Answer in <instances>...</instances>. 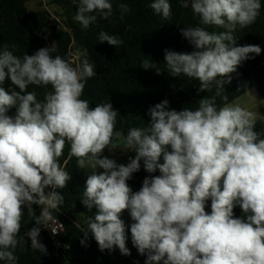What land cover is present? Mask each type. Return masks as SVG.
I'll return each mask as SVG.
<instances>
[{
	"label": "clouds",
	"instance_id": "9594fccd",
	"mask_svg": "<svg viewBox=\"0 0 264 264\" xmlns=\"http://www.w3.org/2000/svg\"><path fill=\"white\" fill-rule=\"evenodd\" d=\"M178 2L185 9L190 2L201 26L180 29L194 50L165 49L166 69L173 77L199 81L200 92L214 87L225 103L217 106L206 96L196 107L178 111L164 99L148 109L147 127H132L126 135L116 129L119 113L111 102L91 108L81 98L86 81L96 74L88 59L74 65L53 55L54 46L18 56V45L0 44V261L18 264L16 250L27 245L26 237L28 249L48 255L39 239L41 226L54 235L63 230L54 213L64 203L59 190L71 179L60 163L68 147L78 168L90 170L82 203L97 209L82 245L91 232L101 251L118 248L131 255L121 219L127 211L132 244L146 254L145 264H264V132L256 130L255 113L222 95L238 66L262 52L259 45L237 46L233 35L256 23L261 0ZM150 8L171 20L170 0H152ZM120 11L123 19L130 9L122 3ZM98 15L105 20L113 15L110 0H78L74 19L83 28ZM98 41L121 44L104 31ZM141 66L163 72L147 59ZM6 80L14 86L11 91L3 87ZM30 86L51 90L41 100ZM14 106L16 114L9 116ZM121 146L134 150L127 164L104 155L105 149ZM141 161L145 172L160 174L146 176L133 191L128 181ZM33 205L41 207L39 215ZM236 207L242 217L234 215ZM25 210L35 226L20 235Z\"/></svg>",
	"mask_w": 264,
	"mask_h": 264
},
{
	"label": "trees",
	"instance_id": "16d2710c",
	"mask_svg": "<svg viewBox=\"0 0 264 264\" xmlns=\"http://www.w3.org/2000/svg\"><path fill=\"white\" fill-rule=\"evenodd\" d=\"M4 1V0H1ZM113 4V15L105 20L99 17L97 21L87 29L77 22L74 17L77 12L78 0H52V4L63 10L66 18L61 28L60 23L52 19L47 11L25 12L19 8L12 11L14 24L23 29L25 37L33 44L35 51L42 47L55 46L56 52L63 58L71 59L75 54L83 61L88 59L94 67L95 75L86 81L82 99L90 103L94 108L99 103L111 102L114 110L118 111L116 129L125 135L132 127L145 128L150 123L148 109L156 103L167 99L170 109L182 110L185 107H196L197 102L204 98H214L217 106L225 103L221 97L215 95V88L210 92L199 91V81L186 76L173 77L166 69L164 55L165 49L177 52H191L193 47L185 40L180 29L185 27L201 26L199 17L194 16L189 8H182L178 0H170L172 5V18L169 21L162 20L155 15L150 8L152 0H110ZM126 3L130 9L121 19L120 5ZM261 14L255 24L247 28H237L233 33L236 37V45H259L262 49L260 55L251 54L250 58L238 66L237 71L231 74V83L224 86L228 103L247 92L254 90L264 98V0H261ZM209 31H223V29L209 27ZM104 31L109 35L116 36L121 40L117 47L107 42H99L98 34ZM72 56L69 57L68 53ZM156 64L163 70L157 74L155 68L144 69L141 63L145 60ZM75 65V63L73 62ZM48 88L30 86L29 91H35L38 99ZM19 91V90H18ZM15 107V106H14ZM8 111L9 116H15L16 107ZM256 130L264 132V120L256 122ZM118 154L126 153L128 157H134L133 149L127 148L125 152L116 150ZM108 154L105 149L104 155ZM161 163L163 162L161 158ZM60 163L69 172L71 179L67 186L59 190L64 197V203L60 211L54 213L63 221L65 231L58 241L62 245L57 247L48 232L41 226L40 242L48 251V255L32 252L30 239L26 237L27 245L18 247L16 255L19 257L18 264H145L146 254L138 253L132 244L129 213H123L121 219L126 225V246L131 255L124 256L118 248L111 251H101L91 232L88 233L85 245L84 231L88 227L90 218L94 219L97 209L86 208L82 203V194L88 173L86 169L78 168L76 159L69 157V149H64ZM147 173L143 168L133 174L128 181L133 191H138L146 176L159 175ZM211 201L206 205V211L211 212ZM36 215L40 214L36 205H33ZM236 217H242L239 207L234 209ZM35 226L30 221L27 210L22 221L21 233ZM0 264H7L0 261Z\"/></svg>",
	"mask_w": 264,
	"mask_h": 264
},
{
	"label": "rangeland",
	"instance_id": "374dc122",
	"mask_svg": "<svg viewBox=\"0 0 264 264\" xmlns=\"http://www.w3.org/2000/svg\"><path fill=\"white\" fill-rule=\"evenodd\" d=\"M51 2L52 0H0V44L18 45L19 50L15 53L18 56H22L24 53L28 55L33 54L35 52V48L33 44L25 37L23 29L17 27L14 24L12 11L14 8H19L25 12H36L40 10L47 11L51 14L52 19L56 22H59L61 28H64L62 22H64L66 18L63 15V10ZM73 62L75 64L82 62L78 54L74 55ZM3 87L6 90L11 91L14 86L11 85L10 80H6L3 84ZM15 90L18 91L19 89ZM232 103L239 104L247 110L255 113L257 122L264 120V98L258 92L251 90L243 96L237 98ZM117 149H121L125 152L127 148L121 146L114 149V152H110L108 150V154L105 156L115 159L118 164H127L129 161L128 155L126 153L118 154L116 151ZM87 170L89 173L90 170ZM97 171L103 170L98 169ZM125 213L128 212L125 211Z\"/></svg>",
	"mask_w": 264,
	"mask_h": 264
},
{
	"label": "built area",
	"instance_id": "2783aa9c",
	"mask_svg": "<svg viewBox=\"0 0 264 264\" xmlns=\"http://www.w3.org/2000/svg\"><path fill=\"white\" fill-rule=\"evenodd\" d=\"M36 206H37V205H36ZM37 208H38V210L41 212V207H40V206H37ZM57 219H58L59 223L63 225V230H59V229H58L57 234L54 235V234L51 232L50 228H49V229H45V228H43V229H44L46 232L49 233V235L51 236V238H52L53 241L55 242V245H56L57 247H61L62 245H61L60 242L58 241V238L64 234V231H65V225H64L63 221H61L59 218H57ZM42 227H43V226H42Z\"/></svg>",
	"mask_w": 264,
	"mask_h": 264
},
{
	"label": "water",
	"instance_id": "95a60500",
	"mask_svg": "<svg viewBox=\"0 0 264 264\" xmlns=\"http://www.w3.org/2000/svg\"><path fill=\"white\" fill-rule=\"evenodd\" d=\"M130 218V221L133 223V221L131 220V217H129Z\"/></svg>",
	"mask_w": 264,
	"mask_h": 264
}]
</instances>
